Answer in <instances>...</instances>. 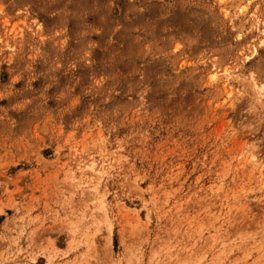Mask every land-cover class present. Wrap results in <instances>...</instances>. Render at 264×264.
Returning <instances> with one entry per match:
<instances>
[{
    "label": "rangeland",
    "instance_id": "1",
    "mask_svg": "<svg viewBox=\"0 0 264 264\" xmlns=\"http://www.w3.org/2000/svg\"><path fill=\"white\" fill-rule=\"evenodd\" d=\"M0 264H264V0H0Z\"/></svg>",
    "mask_w": 264,
    "mask_h": 264
},
{
    "label": "bare ground",
    "instance_id": "2",
    "mask_svg": "<svg viewBox=\"0 0 264 264\" xmlns=\"http://www.w3.org/2000/svg\"><path fill=\"white\" fill-rule=\"evenodd\" d=\"M92 242H94V241H92Z\"/></svg>",
    "mask_w": 264,
    "mask_h": 264
}]
</instances>
